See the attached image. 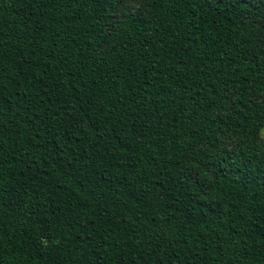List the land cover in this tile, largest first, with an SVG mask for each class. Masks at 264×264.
I'll return each instance as SVG.
<instances>
[{
  "label": "trees",
  "instance_id": "16d2710c",
  "mask_svg": "<svg viewBox=\"0 0 264 264\" xmlns=\"http://www.w3.org/2000/svg\"><path fill=\"white\" fill-rule=\"evenodd\" d=\"M263 125L261 0H0V264H264Z\"/></svg>",
  "mask_w": 264,
  "mask_h": 264
},
{
  "label": "rangeland",
  "instance_id": "374dc122",
  "mask_svg": "<svg viewBox=\"0 0 264 264\" xmlns=\"http://www.w3.org/2000/svg\"><path fill=\"white\" fill-rule=\"evenodd\" d=\"M259 136L262 140H264V125L263 127L261 128L260 132H259Z\"/></svg>",
  "mask_w": 264,
  "mask_h": 264
},
{
  "label": "snow or ice",
  "instance_id": "6c2138e0",
  "mask_svg": "<svg viewBox=\"0 0 264 264\" xmlns=\"http://www.w3.org/2000/svg\"><path fill=\"white\" fill-rule=\"evenodd\" d=\"M261 2H264V0H261ZM119 3H122V0H117V5H118ZM252 6H256V5L253 4Z\"/></svg>",
  "mask_w": 264,
  "mask_h": 264
}]
</instances>
